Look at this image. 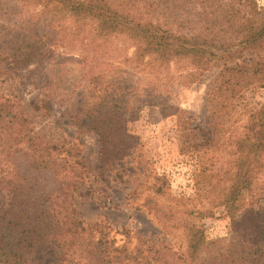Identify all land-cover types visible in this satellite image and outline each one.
Wrapping results in <instances>:
<instances>
[{"label": "trees", "instance_id": "16d2710c", "mask_svg": "<svg viewBox=\"0 0 264 264\" xmlns=\"http://www.w3.org/2000/svg\"><path fill=\"white\" fill-rule=\"evenodd\" d=\"M68 35L86 43L124 37L139 59L186 61L197 72L185 79L198 80V72L223 63L205 91L207 140L192 131L181 109L165 115L175 118L179 154L195 166L191 180L198 196L209 191L200 185L204 180L223 181L212 201L224 207L229 235L207 241L201 220L211 212L161 208L149 196L147 212L168 239L112 229L105 221L85 223L73 205L87 174L78 144L45 139L20 104L4 99L0 190L9 200L0 211V264H28L26 253L39 244L53 247L57 264H264V103L245 99L264 89V57L233 62L264 50V13L254 0H0V64L43 67L46 46ZM96 91L92 88L81 115L82 129L96 136L100 161L130 159L145 181L152 179L148 188L163 194L166 175L142 166L148 163L126 129L133 115L126 89L107 85ZM214 143L228 149L225 167L209 158Z\"/></svg>", "mask_w": 264, "mask_h": 264}, {"label": "rangeland", "instance_id": "374dc122", "mask_svg": "<svg viewBox=\"0 0 264 264\" xmlns=\"http://www.w3.org/2000/svg\"><path fill=\"white\" fill-rule=\"evenodd\" d=\"M254 2L264 13V0ZM46 52L43 67L16 69L8 63L0 64V101L7 99L20 104L30 124L45 139L53 142L68 139L78 144L87 170L73 197L79 217L85 223L105 221L112 229L126 228L132 233L168 239L162 234L161 223L147 212L144 200L149 196L161 208L211 212L212 216L201 220L206 240L227 238L229 218L224 207L212 201L222 189L223 181L204 180L200 185L209 191L198 196L191 180L195 166L179 154L175 118L165 115L175 108L181 109L189 118L192 131L199 139L207 140L211 132L205 91L223 63L200 75L198 72V80L185 79L197 72L186 61L160 64L151 56L139 59L133 44L121 36L86 43L81 36L68 35L62 43L47 45ZM256 57H264V50L256 55L244 54L233 62ZM230 65L231 62L225 64ZM107 85L126 89L133 111L126 129L134 137L139 158L148 163L142 166L166 175L163 194H155L148 188L152 179L145 181L138 174L140 165L130 159L102 163L96 136L82 129V107L88 95L92 88H97L96 95ZM245 95L250 105L264 103V89H254ZM214 146L217 149L209 158H218L217 166L225 167L230 158L225 143ZM208 182L216 186L215 191L209 189ZM8 200L7 192L0 190V211ZM178 234L176 231L175 235ZM26 257L28 264H57L55 251L49 244L37 245Z\"/></svg>", "mask_w": 264, "mask_h": 264}]
</instances>
